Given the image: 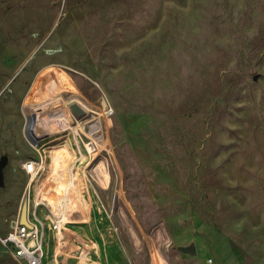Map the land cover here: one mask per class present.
I'll return each instance as SVG.
<instances>
[{"label":"rangeland","instance_id":"374dc122","mask_svg":"<svg viewBox=\"0 0 264 264\" xmlns=\"http://www.w3.org/2000/svg\"><path fill=\"white\" fill-rule=\"evenodd\" d=\"M28 197L132 264H264V0H0V234Z\"/></svg>","mask_w":264,"mask_h":264},{"label":"crops","instance_id":"0c3cea01","mask_svg":"<svg viewBox=\"0 0 264 264\" xmlns=\"http://www.w3.org/2000/svg\"><path fill=\"white\" fill-rule=\"evenodd\" d=\"M90 206L87 219L78 220L74 225H64L60 228V235L53 230L47 231V226H44L46 255L42 261L45 264H73L76 258L87 264L95 260L98 264H132L106 207L96 201ZM194 259L195 264H224V259L217 263L210 255L205 259L198 256ZM149 262L151 264V260Z\"/></svg>","mask_w":264,"mask_h":264},{"label":"built area","instance_id":"2783aa9c","mask_svg":"<svg viewBox=\"0 0 264 264\" xmlns=\"http://www.w3.org/2000/svg\"><path fill=\"white\" fill-rule=\"evenodd\" d=\"M106 109H110L107 108ZM29 196V193H28ZM25 198L18 211L11 216L4 234H0V243L4 249L23 264H45L42 261L44 253L45 219H49L53 228H59L58 215L46 205L48 212L44 218L38 211V204L42 201H29ZM26 202V216L21 219V208ZM44 203V202H43ZM208 260H211L209 258Z\"/></svg>","mask_w":264,"mask_h":264},{"label":"bare ground","instance_id":"6f19581e","mask_svg":"<svg viewBox=\"0 0 264 264\" xmlns=\"http://www.w3.org/2000/svg\"><path fill=\"white\" fill-rule=\"evenodd\" d=\"M46 98H50V96H48V95H43V97L41 98V100H43V99H46ZM44 110H42V111H38V113H37V115L39 116V117H41L42 119H44L45 120V118H44V116H45V113L43 112ZM57 112V111H56ZM58 113V112H57ZM50 116H55V114H51ZM76 129V128H75ZM74 133H78L76 130H75V132ZM99 129L98 128H96V127H94L93 129H92V136L94 137V139H96L97 140V138H98V136H99ZM67 152V153H72V149H71V147H70V145H68L67 147H65V149L63 150V152ZM49 154L50 155H52L53 157L55 156V155H57V159H59V158H61V156L59 155V154H57V151L56 150H51V151H49ZM51 156V157H52ZM36 166H35V165ZM24 168L26 169V171L27 172H29L30 173V177H29V181H31V180H33V178L35 177V175L37 174V172L39 171V169L41 168V164H39L38 162H35V161H28V162H26V163H24ZM44 238V237H43ZM57 251H59V248H58V250ZM46 250L44 249V253H43V258L45 257V255H46ZM42 258V259H43ZM76 259H78V258H76ZM79 260L80 261H82L83 263H85L83 260H81L80 258H79Z\"/></svg>","mask_w":264,"mask_h":264},{"label":"water","instance_id":"95a60500","mask_svg":"<svg viewBox=\"0 0 264 264\" xmlns=\"http://www.w3.org/2000/svg\"><path fill=\"white\" fill-rule=\"evenodd\" d=\"M26 216V202L23 203L21 208V219L24 220ZM179 248L183 251L189 252L191 254H194L196 252V247L194 243H190L188 245L179 246Z\"/></svg>","mask_w":264,"mask_h":264}]
</instances>
